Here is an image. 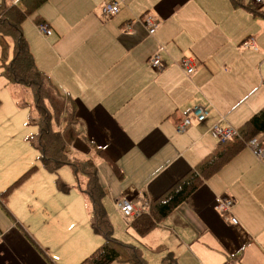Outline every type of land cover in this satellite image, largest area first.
<instances>
[{
  "label": "crops",
  "instance_id": "1",
  "mask_svg": "<svg viewBox=\"0 0 264 264\" xmlns=\"http://www.w3.org/2000/svg\"><path fill=\"white\" fill-rule=\"evenodd\" d=\"M110 1L48 0L36 18L52 33L36 27L55 38L47 43L42 70L76 100L80 138L67 151L95 161L113 223L112 211L120 214L117 199L142 207L163 195L220 144L211 134L215 124L237 130L264 106V50L242 46L255 40L253 12L228 0H114L119 11L102 17L100 8ZM147 15L158 21L154 35L144 25ZM154 54L163 61L161 70L148 64ZM185 58L193 66L189 74L181 66ZM194 107L207 110L205 120L196 121ZM186 116L191 124L177 131ZM255 137L264 139V133ZM95 147L109 161L94 155ZM112 164L121 178L113 175ZM224 197L233 200L235 224L214 210ZM25 217L15 213L0 221V264H77L87 256L77 261L72 210ZM127 230V242L139 245L149 264H160L167 253L181 264L186 250L203 263L216 255L223 264L238 253L237 264H264V157L257 158L245 141L154 229L139 236L128 220ZM154 252L160 254L151 257Z\"/></svg>",
  "mask_w": 264,
  "mask_h": 264
},
{
  "label": "trees",
  "instance_id": "2",
  "mask_svg": "<svg viewBox=\"0 0 264 264\" xmlns=\"http://www.w3.org/2000/svg\"><path fill=\"white\" fill-rule=\"evenodd\" d=\"M47 1L0 0V36L9 37L12 40V59L0 64L1 75L7 85L20 86L32 92L33 107L36 112L32 123L36 131L29 136V142L39 151L43 166L53 172L62 166H68L71 167L75 177H77L76 174H81L87 179L84 188L78 187L88 199L89 224L92 231L101 237V243L77 264H112L114 262L149 264L139 245L123 241L113 235L112 223L104 204L107 190L98 179V168L95 161L90 156L80 157L73 151L70 153L67 151L80 138L75 128L77 123L76 100L61 91L50 75L37 68L22 31L25 18ZM228 1L233 6L248 8L253 13L258 12L264 6V3L259 4L260 6H256L258 7L256 9L255 5L250 6L246 0ZM34 23L37 27L45 24L40 18H36ZM250 40H252V45H247ZM255 45L253 38H248L242 43V46L250 49H255ZM237 132V136L220 142L163 195L147 202V211L130 220L136 234L143 236L154 229L179 204L199 189L204 180L213 176L224 163L238 153L245 141L264 133V106L247 119L237 129ZM94 155L109 161L102 148L95 147ZM112 167L113 175L121 178L122 173L119 168L114 164ZM61 187L66 189L67 185L62 183ZM237 254L228 255L223 264H237ZM160 264H176V260L171 253H167Z\"/></svg>",
  "mask_w": 264,
  "mask_h": 264
},
{
  "label": "rangeland",
  "instance_id": "3",
  "mask_svg": "<svg viewBox=\"0 0 264 264\" xmlns=\"http://www.w3.org/2000/svg\"><path fill=\"white\" fill-rule=\"evenodd\" d=\"M246 1L250 6L255 5L256 9L258 8L256 6H260L253 4L251 0ZM42 10L43 6L28 15L22 23V29L37 68L48 74L42 70L44 52L47 43L51 45L55 38L54 34L50 38L42 36L34 24ZM100 15H102L101 8ZM251 20L254 22L255 33L252 34L257 48L264 50V6L258 13H252ZM241 22L245 23V20L241 18ZM31 39L34 46H31ZM9 59H12V40L0 36V64ZM35 117L32 92L24 88L13 92L1 75L0 67V221L11 219L15 213L26 218L25 216L31 211L66 215L72 210L76 227L73 237L79 241L80 257L77 260L79 261L85 255L88 256L101 241L96 236L98 234L90 230L87 214L89 202L77 187L76 180L80 187H85V177L78 174L76 179L68 166H62L56 172L49 171L43 166L39 151L29 142V136L36 131L32 123ZM64 177L67 179L65 180ZM62 183L67 185L66 189L61 187ZM4 203L8 211L3 206ZM104 204L107 211L106 205L112 207V202L107 204L104 202ZM112 214L114 236L123 241H131L127 230L130 219L124 218L115 210ZM225 216L228 221L234 218L230 213H226ZM144 240L146 241V238ZM195 247L198 248V245ZM158 254L160 253L154 252L150 256L154 257ZM180 262L181 264H222L221 259L216 255L205 259L203 263L191 250L181 254Z\"/></svg>",
  "mask_w": 264,
  "mask_h": 264
},
{
  "label": "built area",
  "instance_id": "4",
  "mask_svg": "<svg viewBox=\"0 0 264 264\" xmlns=\"http://www.w3.org/2000/svg\"><path fill=\"white\" fill-rule=\"evenodd\" d=\"M254 4H262L264 3V0H252ZM120 9V4L116 1L106 2L101 7V13L102 16L108 17L115 15ZM144 25L147 29V32L149 35H154L156 32V29L158 27V21L150 16H145ZM129 28V27H128ZM38 29L45 35H50L52 32L50 28L46 24H40L38 26ZM247 45H252V40H250ZM162 49V48H159ZM148 64L152 69L161 70L163 68V61L159 54H154L152 57L148 59ZM181 66H183L187 73L192 72V65L190 64V60L185 58L181 61ZM198 108V109H196ZM193 116L197 119V122H201L205 120L206 116L208 115L207 110L204 107H194L192 110ZM191 124V117L186 116L184 117L179 125L176 127L177 131L184 130L187 126ZM211 134L214 138H216L219 142H224L226 140H229L233 138L234 136L238 135L237 130L229 127V126H220L218 124H215L211 128ZM246 145L252 150L253 154L257 158H263L264 157V139L253 137L246 141ZM233 205V200L224 197L221 199H217L214 203V210L220 214H226L230 213V209ZM116 207L121 213V215L126 219H132L136 217L137 215L147 211V205L142 207L135 206L132 202H130L128 199L120 198L117 203ZM230 222L235 224L236 220L235 218H231Z\"/></svg>",
  "mask_w": 264,
  "mask_h": 264
}]
</instances>
